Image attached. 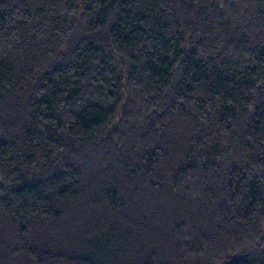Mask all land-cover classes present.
<instances>
[{"label":"trees","instance_id":"1","mask_svg":"<svg viewBox=\"0 0 264 264\" xmlns=\"http://www.w3.org/2000/svg\"><path fill=\"white\" fill-rule=\"evenodd\" d=\"M0 264H264V0H0Z\"/></svg>","mask_w":264,"mask_h":264}]
</instances>
